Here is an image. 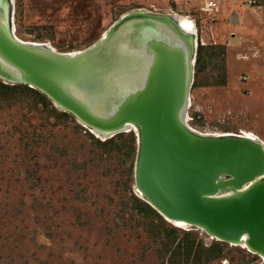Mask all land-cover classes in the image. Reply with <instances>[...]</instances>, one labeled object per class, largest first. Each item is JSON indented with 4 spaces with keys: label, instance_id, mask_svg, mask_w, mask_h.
Wrapping results in <instances>:
<instances>
[{
    "label": "rangeland",
    "instance_id": "374dc122",
    "mask_svg": "<svg viewBox=\"0 0 264 264\" xmlns=\"http://www.w3.org/2000/svg\"><path fill=\"white\" fill-rule=\"evenodd\" d=\"M174 1L116 0L105 29L84 18L56 32L53 26L26 22L24 0H12L15 35L57 53H76L100 42L133 11L189 17L197 44L187 124L204 134H243L264 142L262 63L244 57L228 73L227 53L222 55L220 49L226 46L219 30L212 33L206 4L183 0L184 8ZM13 96L0 99V264H170L168 249L178 251L185 233L196 235L194 249L220 242L156 211L168 228L178 230L177 238L167 237L151 218L135 210L132 195L145 202L131 174L137 147L128 157L127 145L122 148L117 135L102 136L76 119L48 122L42 106L19 93ZM125 134L137 141L134 131ZM113 138L115 144L97 142ZM188 244L183 243L175 264L187 259ZM227 247L222 258L209 264L262 261L242 246Z\"/></svg>",
    "mask_w": 264,
    "mask_h": 264
},
{
    "label": "water",
    "instance_id": "95a60500",
    "mask_svg": "<svg viewBox=\"0 0 264 264\" xmlns=\"http://www.w3.org/2000/svg\"><path fill=\"white\" fill-rule=\"evenodd\" d=\"M193 34L176 16L137 10L91 48L57 53L20 40L12 0H0V79L37 90L102 136L134 131V183L145 202L264 264V142L187 124Z\"/></svg>",
    "mask_w": 264,
    "mask_h": 264
},
{
    "label": "crops",
    "instance_id": "0c3cea01",
    "mask_svg": "<svg viewBox=\"0 0 264 264\" xmlns=\"http://www.w3.org/2000/svg\"><path fill=\"white\" fill-rule=\"evenodd\" d=\"M115 1L24 0V14L26 22L50 25L56 29V32L63 30V26L73 21L83 22L84 18L94 27L98 26L97 29H105L110 22V6ZM175 1L181 2L179 5L186 7L183 0ZM200 2H204L209 9L212 33L216 35L213 31L219 30L222 34L219 40L226 46L228 73L230 69L233 70V63L244 57L246 60L251 59L252 63H262L264 68V0H201ZM210 2L213 5H210ZM77 30L82 32L79 28Z\"/></svg>",
    "mask_w": 264,
    "mask_h": 264
},
{
    "label": "trees",
    "instance_id": "16d2710c",
    "mask_svg": "<svg viewBox=\"0 0 264 264\" xmlns=\"http://www.w3.org/2000/svg\"><path fill=\"white\" fill-rule=\"evenodd\" d=\"M220 49L222 50V55L225 56L226 48L222 46V48ZM16 93L27 96L32 100L34 105L42 106L44 108V111L48 113V118H47L48 122H51L53 119L62 120L64 122H70L71 120L75 121L74 120L75 118L72 115L64 112H60L57 108H55L53 103L45 95L38 92L37 90L31 89L24 84L6 85L0 80V99L4 97H11V95L12 97H14L13 95ZM116 138L122 141V145H123L122 148L127 145L125 151L128 157H130L133 151H135L136 153L137 141L133 134L131 135H126L125 133L118 134ZM116 138L107 140L105 142H100V141L97 142L102 146H107L110 144H115ZM135 160H136V156H135ZM131 174L133 175L134 172L132 171ZM131 200L135 205V210L139 211L147 218H151L153 223L156 224V227L160 231H163V233L165 234L167 233V237L177 238L178 230L174 228H168L166 226V223L159 216V214L150 205H148L146 202H144L135 195H132ZM187 240L190 241V244H188L186 248H184L186 251L187 259L184 261L179 260V264H209L212 261H216L222 258L223 254L228 250L227 244L221 242L214 243L210 247L205 248L201 246L194 249L196 235H193L192 233H185L181 240L182 242L179 244L180 246L178 247V251L173 250L172 248L168 249V253L171 256L170 264H175L174 260L177 259V255L179 251H181L183 248V243Z\"/></svg>",
    "mask_w": 264,
    "mask_h": 264
},
{
    "label": "bare ground",
    "instance_id": "6f19581e",
    "mask_svg": "<svg viewBox=\"0 0 264 264\" xmlns=\"http://www.w3.org/2000/svg\"><path fill=\"white\" fill-rule=\"evenodd\" d=\"M176 20L178 21V23L180 24V26H181V28L183 29V30H185V32H187V33H190V34H193L194 33V27H195V25H194V22H192L190 19H189V17H183V18H181V16H176ZM13 31H14V34H15V26H14V22H13ZM193 36H194V43H195V48H196V40H195V33L193 34ZM34 44V43H33ZM36 44V43H35ZM52 49V48H51ZM54 50V49H53ZM55 51V50H54ZM56 52V51H55ZM189 103H190V95H189V101H188V106H189ZM188 106H187V108H188ZM186 122H187V116H186ZM217 134H219V133H217ZM248 136V135H247ZM251 137H253V138H256V137H254V136H251ZM176 223V222H175ZM176 224H178V225H180V226H186L187 227V225H185V224H183V223H176ZM212 238V237H211ZM244 248H245V246H243Z\"/></svg>",
    "mask_w": 264,
    "mask_h": 264
}]
</instances>
